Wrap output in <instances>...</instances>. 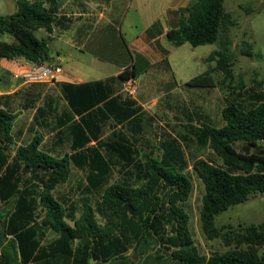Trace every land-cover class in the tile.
<instances>
[{
    "label": "trees",
    "instance_id": "16d2710c",
    "mask_svg": "<svg viewBox=\"0 0 264 264\" xmlns=\"http://www.w3.org/2000/svg\"><path fill=\"white\" fill-rule=\"evenodd\" d=\"M178 12L176 26L165 33L171 45L189 42L197 46L218 41L219 46L205 58L215 59V65L185 84L211 87V72L215 69L230 77L235 54L227 35L236 21L224 9L223 0H189ZM53 21L54 16L42 2L16 0L13 13L0 14V59L22 57L33 64L48 61L47 41L38 39L34 30L41 27L49 32ZM3 34L10 35L12 40H4ZM247 46L244 51L250 55L251 45ZM130 76H136L134 70L125 69L119 74L121 79ZM238 85L236 95L227 99L220 110L222 124L201 122L191 128L197 148L211 149L220 161L193 155L191 168L204 188L198 214L200 229L208 239L221 238L228 246L226 249L208 256L198 251L184 209L193 185L185 172L188 161L181 145L178 160L171 152L168 159L162 160L146 156L136 166L141 182L107 184L94 204L82 202L76 217L73 208H66L52 190L67 179L70 161L77 158L79 162V155L52 156L39 148L40 138L34 136L27 144L17 146L10 157V130L15 115L0 108V225L4 227V236L12 235L0 247L1 257L7 263L17 253L26 259L38 247L32 236L40 217L33 210V194L39 187L38 203L43 208L39 226L47 225L57 235L39 248V256L73 254V264H95L92 261L96 259L106 261L125 252L134 239L157 237L173 248L172 255L178 264H264V221L237 230H225L214 222L218 213L247 200L250 193L264 192L263 83ZM183 139L188 142L187 136ZM75 239L78 241L72 246L70 241ZM151 246L143 243L135 247L144 250Z\"/></svg>",
    "mask_w": 264,
    "mask_h": 264
},
{
    "label": "crops",
    "instance_id": "0c3cea01",
    "mask_svg": "<svg viewBox=\"0 0 264 264\" xmlns=\"http://www.w3.org/2000/svg\"><path fill=\"white\" fill-rule=\"evenodd\" d=\"M35 1L42 2L54 16L51 30L46 31L48 61L59 57L63 73L55 81L27 82L22 73L29 68L30 61L22 57L1 58L0 108L15 115L10 130V157L17 146L27 144L34 136L40 138L39 148L52 156L79 155V162L77 158L70 161L67 179L52 190L53 196L66 208L72 207L77 217L82 202L94 204L107 184L141 182L136 166L146 156L162 160L168 159L171 152L178 160L180 145L183 149L180 123L190 132L186 135L188 143L193 141L195 146L191 128L201 122L210 124L200 120L196 123L198 111L188 112L187 120L180 122V78L168 60L170 49L176 46L170 44L165 33L176 26L178 8L189 0H169L163 11L144 20L140 27L137 19L145 13L140 10L143 0ZM109 2L111 9L107 7ZM129 9L133 11L127 16ZM122 22L130 28L128 42ZM125 69L134 70L137 76L138 90L133 97L121 91L119 74ZM39 191L36 187L33 194V210L40 217L32 236L38 247L26 259L17 253L10 263L0 254V264H73V254H38L42 245L57 237L49 226H39L43 213L38 203ZM187 203L188 199L184 209L192 231L194 223ZM0 230L5 246L12 235L4 236L2 225ZM143 243L152 246L144 250L135 247ZM130 244L123 253L92 262L178 264L172 255L173 248H168L162 239L139 237Z\"/></svg>",
    "mask_w": 264,
    "mask_h": 264
},
{
    "label": "rangeland",
    "instance_id": "374dc122",
    "mask_svg": "<svg viewBox=\"0 0 264 264\" xmlns=\"http://www.w3.org/2000/svg\"><path fill=\"white\" fill-rule=\"evenodd\" d=\"M143 1L144 5L140 7V10L145 13H143L144 16H139V19H137L139 27L143 25L144 20L154 17L157 12L163 11L165 5L169 3V0ZM107 7L111 9L112 4L109 2ZM223 7L230 12L232 18L236 21V24L230 28L227 35L231 40L230 49L235 54L230 77H225L224 72L215 69L211 72L213 86L196 87L185 84L186 81L201 74L206 68L215 65V59L207 61L205 58L212 50L219 48L218 41L197 46L184 42L170 49L168 60L171 69L180 78V122L187 120L186 114L188 112L198 111L200 114L194 117L196 123L200 120L208 121L212 125H220L222 123L220 110L227 103V99L236 95L239 90L238 84L241 83L244 87H248L255 82L262 81L264 88V0H223ZM15 9L16 0H0V14H11ZM132 11L133 9H129L127 16ZM122 23V31L125 33L126 42H128L131 39L130 28L127 23ZM34 35L38 39L48 40V33L41 27L34 30ZM1 37L7 40L10 35L3 34ZM122 42L121 39L119 44H122ZM247 44L251 45L250 55H246L244 51L248 49ZM189 133L186 125L180 123V142L188 161L185 172L190 177L193 185L187 203L190 206V214L194 223L191 231L192 236H194L199 252L203 254L221 252L228 247L222 239L219 237L208 239L201 232L198 214L204 188L191 168L192 159L195 157L193 154L201 155L216 163L220 161L213 156L211 149L207 147L198 149L193 141L190 143L185 142L183 136ZM262 221H264V192L250 193L247 200L231 205L214 218L215 225L223 226L225 230H237L244 225Z\"/></svg>",
    "mask_w": 264,
    "mask_h": 264
},
{
    "label": "built area",
    "instance_id": "2783aa9c",
    "mask_svg": "<svg viewBox=\"0 0 264 264\" xmlns=\"http://www.w3.org/2000/svg\"><path fill=\"white\" fill-rule=\"evenodd\" d=\"M63 73V68L59 57L55 56L52 60L33 64L27 68L22 76L27 82L55 81ZM138 90L137 76H130L122 79L121 91L127 96H135Z\"/></svg>",
    "mask_w": 264,
    "mask_h": 264
},
{
    "label": "water",
    "instance_id": "95a60500",
    "mask_svg": "<svg viewBox=\"0 0 264 264\" xmlns=\"http://www.w3.org/2000/svg\"><path fill=\"white\" fill-rule=\"evenodd\" d=\"M3 243V238H2V231L0 230V245Z\"/></svg>",
    "mask_w": 264,
    "mask_h": 264
}]
</instances>
